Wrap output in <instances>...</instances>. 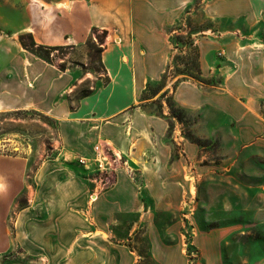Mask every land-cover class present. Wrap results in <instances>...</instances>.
<instances>
[{
    "label": "rangeland",
    "instance_id": "374dc122",
    "mask_svg": "<svg viewBox=\"0 0 264 264\" xmlns=\"http://www.w3.org/2000/svg\"><path fill=\"white\" fill-rule=\"evenodd\" d=\"M32 1L0 0V192L5 196L0 202L1 226L4 240H9L12 210L24 208L33 193L39 198L42 167L47 178L49 239L60 240L59 244L49 241L46 264H71L67 241L72 238L63 231L93 223L90 195L95 178L100 177L82 168L78 159L91 158L94 146L102 143L92 133L104 132L100 117L126 107L117 100L128 94L108 87L102 62L105 51L119 48L118 32L104 38L101 30L77 24L82 18L79 9L90 3L35 0L32 6ZM233 1L240 3L233 5ZM246 1L251 2L254 15L261 14L255 23L231 18L236 11L246 10L243 0H191L175 24L163 26L169 56L160 77L142 90L137 106L167 123L173 159L183 155L176 136L182 137L180 143H194L198 156L185 187L165 195L171 186L150 183L153 197L141 196V215L123 217L122 224L112 229L111 264H264V147L241 143L239 129L228 115L186 111L172 97L185 81L205 91H222L225 80L236 71V52L247 50L252 42L264 45V0ZM216 13L218 20L212 18ZM169 32L173 34L166 38ZM26 34L37 46L56 50L43 53L49 54L48 59L32 54L19 41ZM88 96L93 98L88 109L69 114ZM92 117L101 120V128L90 131L83 125ZM119 171L126 173L124 167ZM136 181L141 191V179ZM81 188L89 200L85 209ZM102 240H107V234ZM95 251V264H102L108 250ZM23 252L1 250L0 264L39 263V250L25 256ZM88 258L84 255L81 260L88 263Z\"/></svg>",
    "mask_w": 264,
    "mask_h": 264
},
{
    "label": "crops",
    "instance_id": "0c3cea01",
    "mask_svg": "<svg viewBox=\"0 0 264 264\" xmlns=\"http://www.w3.org/2000/svg\"><path fill=\"white\" fill-rule=\"evenodd\" d=\"M243 1L246 3V10L236 11L238 13L231 18H245L249 23L257 22L261 14L254 15L251 2ZM84 3L91 5L81 6L84 7L83 10L77 8L80 10L78 16L82 17L77 24L83 23L90 29L106 31L107 35L114 30L118 32L119 48H115L113 52L105 51L102 62L109 79L108 87L127 90L128 94L123 100H117L118 105L127 103L126 107L109 117H100L105 122L102 126L104 132L92 133L101 138L102 142L109 143L128 160L135 180L141 179L143 189L140 191L137 181L130 179L125 172H117L114 186L94 202L93 223L82 224L78 228L63 232L72 238L67 241V248L72 250L69 256L71 264H95V250L98 249L105 252L108 250L102 264H111V247L114 244L110 237L112 229L122 224L123 217L141 215V196L146 194L149 198L153 197L154 191L150 183L171 186L164 194L172 195L173 190L177 191L179 187L188 184L186 179H192V162L198 156L195 144L180 143L182 137L176 136L175 139L182 145L183 155L173 159L172 149L166 139L169 130L167 123L161 116L147 114L137 106L142 90L149 81L160 77L164 71V60L169 56L166 39L161 35L163 26L175 24L182 10L190 6L191 0H84ZM238 3L240 2H232L233 5ZM71 9L73 12L74 8ZM219 17V13H216L212 18L218 20ZM171 34L173 32H169L166 38ZM54 39L62 40L58 36ZM233 61L237 66L236 71L225 80V88L221 89L222 91H205L201 86L185 81L179 83L173 91V101L186 111L213 110L228 115L233 118L235 127L239 129L237 135L241 143L264 147V45L258 46L252 42L247 50L239 51L238 54L236 52ZM247 89L249 93L245 94L244 90ZM92 99V96L84 98L80 102V108L69 114L78 115L88 109ZM112 101V98H109V102ZM100 119L92 117L90 120L94 121H85L83 125L90 131L97 130L101 128ZM113 129L116 132H112ZM38 175L39 198L33 193L24 208L18 212L12 210L13 235L9 240H4L7 236L1 226L3 213L0 212V234L3 233V236H0V252L7 249L14 254L17 249H23L25 256L31 254L32 249L39 250L38 264H46L45 256L49 241L52 240L49 239L45 198L47 178L43 176L42 167ZM12 193L14 194L13 191ZM81 193L82 209H85L89 200H85L84 188H81ZM1 195L3 194L0 192V202L5 197ZM99 233L102 236L107 234V240H102ZM52 242L59 244L60 240L54 238ZM105 252L103 253L106 254ZM84 255L90 257L87 259L88 263L81 260ZM12 260L15 262V257Z\"/></svg>",
    "mask_w": 264,
    "mask_h": 264
},
{
    "label": "built area",
    "instance_id": "2783aa9c",
    "mask_svg": "<svg viewBox=\"0 0 264 264\" xmlns=\"http://www.w3.org/2000/svg\"><path fill=\"white\" fill-rule=\"evenodd\" d=\"M91 1V0H89ZM125 158L116 153L109 143L102 142L94 146L91 158H79L78 164L89 170L95 176V189L90 195L91 203H94L101 193L111 189L115 184V173L118 168L126 170V174L132 179V171L128 167Z\"/></svg>",
    "mask_w": 264,
    "mask_h": 264
},
{
    "label": "trees",
    "instance_id": "16d2710c",
    "mask_svg": "<svg viewBox=\"0 0 264 264\" xmlns=\"http://www.w3.org/2000/svg\"><path fill=\"white\" fill-rule=\"evenodd\" d=\"M96 29H94L93 31H95ZM102 35L104 38L107 37V32L106 31H102ZM29 40V42H27L26 40ZM105 39H102L100 41V43L102 44L104 42ZM19 41L21 43V45L24 47L25 50L31 52L32 54H35V55H39L40 57L42 58H45V59H48V56L49 54H43L44 52H47V51H54L56 50V48H44V47H41V46H37L34 41H33V38L30 34H26V35H21L19 37ZM180 109V108H179ZM178 119V117H176Z\"/></svg>",
    "mask_w": 264,
    "mask_h": 264
},
{
    "label": "bare ground",
    "instance_id": "6f19581e",
    "mask_svg": "<svg viewBox=\"0 0 264 264\" xmlns=\"http://www.w3.org/2000/svg\"><path fill=\"white\" fill-rule=\"evenodd\" d=\"M32 3H33L32 6L36 5L35 0H33ZM41 7H42V6L39 4V5H38V8L40 9Z\"/></svg>",
    "mask_w": 264,
    "mask_h": 264
}]
</instances>
